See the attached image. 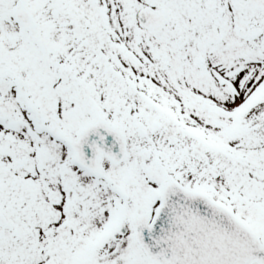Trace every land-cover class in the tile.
<instances>
[{
	"label": "snow or ice",
	"instance_id": "1",
	"mask_svg": "<svg viewBox=\"0 0 264 264\" xmlns=\"http://www.w3.org/2000/svg\"><path fill=\"white\" fill-rule=\"evenodd\" d=\"M0 264H264V0H0Z\"/></svg>",
	"mask_w": 264,
	"mask_h": 264
}]
</instances>
